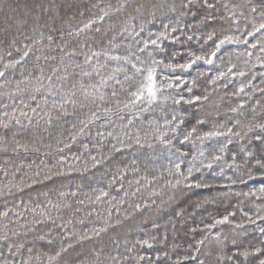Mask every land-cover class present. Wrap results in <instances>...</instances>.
I'll return each mask as SVG.
<instances>
[{"label": "trees", "instance_id": "obj_1", "mask_svg": "<svg viewBox=\"0 0 264 264\" xmlns=\"http://www.w3.org/2000/svg\"><path fill=\"white\" fill-rule=\"evenodd\" d=\"M0 264H264V0H0Z\"/></svg>", "mask_w": 264, "mask_h": 264}, {"label": "rangeland", "instance_id": "obj_2", "mask_svg": "<svg viewBox=\"0 0 264 264\" xmlns=\"http://www.w3.org/2000/svg\"><path fill=\"white\" fill-rule=\"evenodd\" d=\"M151 8V7H150Z\"/></svg>", "mask_w": 264, "mask_h": 264}, {"label": "snow or ice", "instance_id": "obj_3", "mask_svg": "<svg viewBox=\"0 0 264 264\" xmlns=\"http://www.w3.org/2000/svg\"><path fill=\"white\" fill-rule=\"evenodd\" d=\"M151 79V78H150Z\"/></svg>", "mask_w": 264, "mask_h": 264}]
</instances>
